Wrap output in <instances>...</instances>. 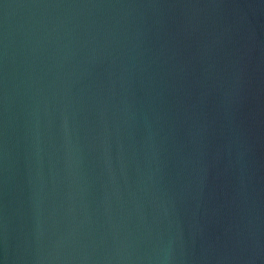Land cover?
Wrapping results in <instances>:
<instances>
[{"label":"water","instance_id":"95a60500","mask_svg":"<svg viewBox=\"0 0 264 264\" xmlns=\"http://www.w3.org/2000/svg\"><path fill=\"white\" fill-rule=\"evenodd\" d=\"M249 35L246 91L264 101L261 0H0L10 264H246L218 257L249 215L264 242V179L249 212L228 166L231 53Z\"/></svg>","mask_w":264,"mask_h":264},{"label":"clouds","instance_id":"9594fccd","mask_svg":"<svg viewBox=\"0 0 264 264\" xmlns=\"http://www.w3.org/2000/svg\"><path fill=\"white\" fill-rule=\"evenodd\" d=\"M261 2L264 3V0ZM243 26L244 19L241 17L236 23L225 25L218 39L227 36L231 40L232 33L234 31L239 32ZM251 39V35L247 37V40L242 36L236 39L234 41L235 47L231 53L233 57L230 92L232 109L228 116L227 144L230 156L228 166L237 169L239 172V188L232 200L235 202L242 197L249 212L255 206V197L251 196L248 191L249 185H252L255 180L264 179V176L259 175L264 171V159L256 156L258 149L264 147V101L261 100L259 93L254 95L246 91L250 80L249 67L252 53V48L247 41ZM201 128L202 131L207 132L209 123L206 121ZM233 148H235V156L231 158ZM258 219L259 217H256V220ZM224 235L226 245L227 242L232 244L231 251L233 254L218 257L221 262L246 261V264H251L261 252H264V242L261 241L259 228L251 215L248 216L247 223L243 227L239 224L229 226L225 229ZM214 246V244H209V248H214ZM241 249H247L250 255L247 258L242 257L238 254ZM209 258L208 255L202 254L197 259L208 260ZM165 259L170 260L171 258L166 257ZM0 264H10L6 224L3 232L0 233Z\"/></svg>","mask_w":264,"mask_h":264}]
</instances>
